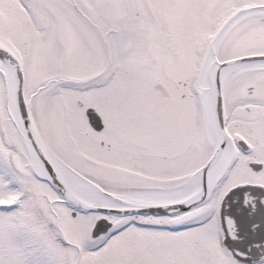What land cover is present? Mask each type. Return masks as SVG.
Wrapping results in <instances>:
<instances>
[{"label":"snow or ice","instance_id":"obj_1","mask_svg":"<svg viewBox=\"0 0 264 264\" xmlns=\"http://www.w3.org/2000/svg\"><path fill=\"white\" fill-rule=\"evenodd\" d=\"M0 264H264V0H0Z\"/></svg>","mask_w":264,"mask_h":264}]
</instances>
